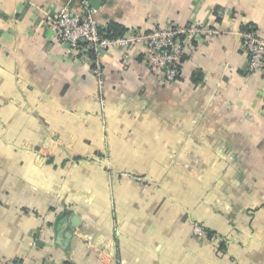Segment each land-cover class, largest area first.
Masks as SVG:
<instances>
[{
	"label": "crops",
	"instance_id": "1",
	"mask_svg": "<svg viewBox=\"0 0 264 264\" xmlns=\"http://www.w3.org/2000/svg\"><path fill=\"white\" fill-rule=\"evenodd\" d=\"M90 7L126 37L211 34L172 83L142 45L116 44L101 86L44 20L81 13L79 0H0V264H264V74L248 72L240 39L264 40V0Z\"/></svg>",
	"mask_w": 264,
	"mask_h": 264
},
{
	"label": "built area",
	"instance_id": "2",
	"mask_svg": "<svg viewBox=\"0 0 264 264\" xmlns=\"http://www.w3.org/2000/svg\"><path fill=\"white\" fill-rule=\"evenodd\" d=\"M81 13L66 9L55 15H44V20L54 32L55 41L64 47L65 53L74 58L79 54L89 56L92 61L91 73L102 86L104 73L100 65L101 54L116 44L124 47L142 45L143 54L149 68L156 72L165 82L178 81L181 75L183 56L189 44L202 35H210L197 26L187 28L170 27L154 30L148 34H132L114 39H107L100 33L98 24L93 19L89 0H79ZM242 46L248 56V72L264 74V40L251 28L240 31ZM134 180L141 181L134 177ZM192 233L198 238L207 236L200 223L192 224Z\"/></svg>",
	"mask_w": 264,
	"mask_h": 264
},
{
	"label": "trees",
	"instance_id": "3",
	"mask_svg": "<svg viewBox=\"0 0 264 264\" xmlns=\"http://www.w3.org/2000/svg\"><path fill=\"white\" fill-rule=\"evenodd\" d=\"M100 33L107 39H114L123 36L125 29L117 25H110L105 30L100 29ZM88 55L91 56V54Z\"/></svg>",
	"mask_w": 264,
	"mask_h": 264
},
{
	"label": "water",
	"instance_id": "4",
	"mask_svg": "<svg viewBox=\"0 0 264 264\" xmlns=\"http://www.w3.org/2000/svg\"><path fill=\"white\" fill-rule=\"evenodd\" d=\"M98 1L99 0H90L89 4L92 6V7H96L98 5ZM75 219L74 218L72 221H71V224H75ZM65 227H66V222H64L62 225H61V228H60V232L62 233V236L63 238L67 241V239L70 237V234H71V230L68 229V230H65ZM65 244L64 240L62 241V245L63 246Z\"/></svg>",
	"mask_w": 264,
	"mask_h": 264
}]
</instances>
